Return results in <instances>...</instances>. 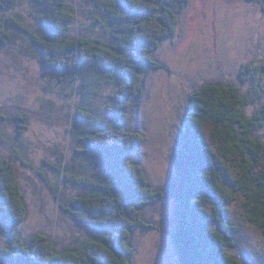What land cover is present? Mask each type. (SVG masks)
<instances>
[{"label": "trees", "instance_id": "1", "mask_svg": "<svg viewBox=\"0 0 264 264\" xmlns=\"http://www.w3.org/2000/svg\"><path fill=\"white\" fill-rule=\"evenodd\" d=\"M190 1L94 0L91 34L82 20L86 9L69 0H31L43 26L39 32L19 17L0 15V43L9 42L11 25L23 31L41 64L74 95L86 98L105 85L115 87L109 119L82 106L70 120L83 153L103 173L89 178L66 161L63 168L53 166L60 173L55 193L61 208L87 227L66 248L58 249L44 233H19L27 211L19 171L14 159L0 158V219L10 235L0 247V264H131L133 232L154 226L144 207L166 197L176 204L172 238L180 264H246L232 252L241 229L231 222L230 205L241 201L246 220L264 237V140L257 136L264 103L249 114L253 99L232 81L191 92L179 129L177 174L164 189L151 186L142 165L144 134L128 129L132 102L144 95L143 72L167 68L154 54L175 36ZM17 3L0 0V10L9 12ZM26 120L25 113L0 110V121L17 123L19 136ZM76 184L91 190L69 196L68 185Z\"/></svg>", "mask_w": 264, "mask_h": 264}, {"label": "rangeland", "instance_id": "2", "mask_svg": "<svg viewBox=\"0 0 264 264\" xmlns=\"http://www.w3.org/2000/svg\"><path fill=\"white\" fill-rule=\"evenodd\" d=\"M69 1L86 9L82 20L91 34L94 0ZM0 15L19 17L32 30H43L31 0H18L13 10H0ZM10 32L9 42L0 43V110L11 116L25 113L28 124L19 136L17 123L0 121V158L14 159L19 171L27 211L18 231L24 238L44 233L64 249L87 227L61 208L55 193L60 173L53 166L63 168L66 161L89 178L103 173L102 166L83 153L77 124L74 121L72 131L70 120L82 106L100 119H109L115 87L105 85L86 98L74 95L41 64L23 31L11 25ZM154 57L167 68L143 72L144 95L132 102L128 129L144 134L142 165L151 186L164 189L177 174L179 129L191 92L205 83L232 81L253 99L247 106L249 114L264 103V2L191 0L180 14L177 33L161 43ZM257 136L264 140V127ZM90 190L85 184L68 185L67 193L82 195ZM175 205L166 197L144 207L145 218L154 226L133 232L131 264H180L172 238ZM230 207L231 222L241 229L232 252L246 264H264L263 235L246 220L241 201ZM9 242L8 227L0 219V247Z\"/></svg>", "mask_w": 264, "mask_h": 264}]
</instances>
